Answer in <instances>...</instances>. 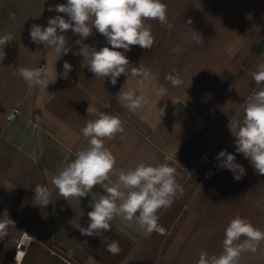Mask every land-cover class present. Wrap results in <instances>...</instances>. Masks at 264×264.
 Segmentation results:
<instances>
[{"label": "crops", "instance_id": "crops-1", "mask_svg": "<svg viewBox=\"0 0 264 264\" xmlns=\"http://www.w3.org/2000/svg\"><path fill=\"white\" fill-rule=\"evenodd\" d=\"M66 2L0 0V35L14 36L0 61V223L6 225L0 264H196L201 251L221 252L224 229L236 216L264 231V175L235 151L227 127L235 112L243 114L241 105L255 87L252 73L264 63V0H163L171 29L149 21L153 48L136 45L125 53L131 65L151 69L155 79L143 87L124 74L116 85L96 79L81 66L83 57L72 54L79 50V37L71 30L64 35L72 51L61 57L32 42L33 24L46 27L57 14L67 19L48 11ZM199 36L203 43L196 42ZM84 43L97 50L111 47L95 29ZM65 61L72 65L68 79L61 78ZM21 66H47L55 69L57 79L53 73L47 88L29 87L14 74ZM170 73L179 74L181 86L166 79ZM221 73L230 76L221 98L201 109L194 86L206 75ZM124 85L146 95L149 103L136 112L123 107L117 94ZM161 87L166 92L158 95ZM89 104L123 122V133L105 138L116 170L170 158L184 191L160 211L162 233L146 236L135 220L117 216L110 231L82 235L78 228L88 226L89 202L104 194L103 188L97 185L88 196L66 201L52 184L59 166L87 146L81 129L95 119L86 111ZM13 107L21 113L12 120L8 112ZM221 150L234 154L244 167L240 181L218 167ZM37 185L51 192L46 207L34 199ZM112 241L119 242L118 254L106 250ZM240 264H264V242L256 252L244 253Z\"/></svg>", "mask_w": 264, "mask_h": 264}, {"label": "clouds", "instance_id": "clouds-1", "mask_svg": "<svg viewBox=\"0 0 264 264\" xmlns=\"http://www.w3.org/2000/svg\"><path fill=\"white\" fill-rule=\"evenodd\" d=\"M48 11L63 13L67 19L57 14L48 19L46 27L33 24L29 31L33 43L42 44L58 57L67 55L72 49L64 33L71 30L73 35L79 37L75 41L79 50L72 54L83 57L81 66H86L96 79L107 78L112 85H116L118 78L124 74L137 78L140 87L155 79L151 69L131 65L125 53L136 45L142 49L153 48L155 37L149 21H157L161 26L171 29L168 6L163 0H67L66 3L50 6ZM191 23L189 19L188 24ZM93 29L102 34L111 47L104 46L97 50L95 46L84 43L93 35ZM194 38L197 43H203L200 36ZM13 40L11 32L0 35V61L5 56L4 47ZM71 71L72 65L65 61L61 78L68 79ZM53 73L57 79L55 69L47 66H21L16 68L14 74L29 87L47 88L48 78ZM166 79L174 87L183 83L178 73H170ZM252 79L255 87L241 105L243 114L235 112L227 127L235 138V151L249 161L257 174L264 175V63L257 64ZM165 92L166 89L161 87L157 94L163 95ZM117 96L122 106L131 112L149 103L146 95L138 94L136 88H125V85ZM86 111L89 116L95 117L87 120L81 129L88 141L87 146L78 150L74 159L62 163L51 181L66 201L73 197L80 199L88 196L87 193L97 185L103 188L104 194L89 202L92 210L87 213L88 226H79V231L82 235L99 236L101 232L110 231V222L119 216L125 221L135 220L146 236H151L153 232L162 233L164 229L159 224L160 211L170 208L175 198L184 191L177 182L176 169L168 163L170 158L166 157L162 163L141 162L134 168L116 170V158L105 146V138L113 139L117 133L124 132L122 120L119 116L100 111L92 104ZM216 159L219 161L218 167L232 171L235 180L240 181L246 174L244 167L236 162L234 154L221 150ZM113 175L117 177L115 181L110 179ZM34 193L38 206L46 207L51 203V192L47 187L37 185ZM5 236L6 225L0 223V239ZM261 242H264V231L246 218L236 216L224 229L221 252L209 255L201 251L196 264H240L242 255L249 251L256 252ZM106 250L118 254L119 242L107 244Z\"/></svg>", "mask_w": 264, "mask_h": 264}, {"label": "rangeland", "instance_id": "rangeland-1", "mask_svg": "<svg viewBox=\"0 0 264 264\" xmlns=\"http://www.w3.org/2000/svg\"><path fill=\"white\" fill-rule=\"evenodd\" d=\"M229 78V74L226 73L206 75L200 83L194 86V93L201 109H207L212 102L221 98V91Z\"/></svg>", "mask_w": 264, "mask_h": 264}, {"label": "built area", "instance_id": "built-area-1", "mask_svg": "<svg viewBox=\"0 0 264 264\" xmlns=\"http://www.w3.org/2000/svg\"><path fill=\"white\" fill-rule=\"evenodd\" d=\"M21 113L20 109L17 107H13L8 112V118L9 119H15L19 114Z\"/></svg>", "mask_w": 264, "mask_h": 264}]
</instances>
